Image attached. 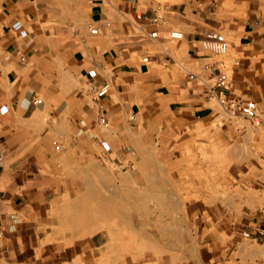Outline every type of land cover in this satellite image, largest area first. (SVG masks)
<instances>
[{
	"label": "crops",
	"instance_id": "crops-1",
	"mask_svg": "<svg viewBox=\"0 0 264 264\" xmlns=\"http://www.w3.org/2000/svg\"><path fill=\"white\" fill-rule=\"evenodd\" d=\"M175 28L182 38L170 36ZM206 38L228 40L229 52L213 55ZM249 101L260 117L239 125L241 138L260 142L264 0H0V264H142L131 240L146 238L147 216L132 214L126 184L137 167L145 173L149 130L186 154L213 128L236 124L222 109ZM180 158L156 157L172 175ZM116 164L135 169L117 182ZM171 190L159 222L177 237V181ZM255 190L257 203L244 194L188 202L199 241L181 264H264V184Z\"/></svg>",
	"mask_w": 264,
	"mask_h": 264
},
{
	"label": "rangeland",
	"instance_id": "rangeland-1",
	"mask_svg": "<svg viewBox=\"0 0 264 264\" xmlns=\"http://www.w3.org/2000/svg\"><path fill=\"white\" fill-rule=\"evenodd\" d=\"M218 106L222 108L220 104ZM222 110L227 119H234L236 124L230 122L231 124L229 123L223 132L222 128H213L207 137L208 142L194 143L186 149V154H183L173 141H158L156 134L151 132L153 128L146 135L149 142L142 144L146 157L144 159L145 173L139 174L137 167V172L133 173L126 184L127 188L129 186L132 189L130 192L126 190L127 194L130 193L132 214L137 216L138 220L141 215L147 216L146 238L131 240L135 245L134 250L137 251L135 256L141 260L142 264H175L177 262L181 264L193 257L199 240L195 237L197 229L194 230L187 219L186 205L191 200L202 199L206 195L211 196L213 202L222 200L230 204L234 203L235 199H241L243 194L252 203H257V199L260 200L255 189L264 184V128L258 135L260 142H257V135L250 132L256 141L252 142L251 136H245L250 140L249 143H244L239 125L247 122L252 116L246 114L245 109L232 106ZM249 130H252L251 127ZM129 151L131 152L130 149ZM163 152L171 156L174 154L179 157L185 156L180 158L177 174L162 173V165L158 164L156 157L162 156ZM258 154L260 159L257 157ZM116 168H118L116 169L117 182L125 181L123 173L135 169L132 165L122 167L119 164H116ZM176 181L179 186L180 230L179 236L171 237L161 232L162 224L159 221L167 212L172 200H176L175 192L171 190L172 182ZM125 198L128 199L129 196L126 195ZM260 204L264 208V200ZM127 208L121 207L123 211ZM137 225L143 224L137 223ZM123 242L124 239L117 240L118 251L124 250ZM107 258L108 256H104L103 259L106 261ZM117 258H119L118 262L124 260L125 256L123 254Z\"/></svg>",
	"mask_w": 264,
	"mask_h": 264
},
{
	"label": "built area",
	"instance_id": "built-area-1",
	"mask_svg": "<svg viewBox=\"0 0 264 264\" xmlns=\"http://www.w3.org/2000/svg\"><path fill=\"white\" fill-rule=\"evenodd\" d=\"M153 11V19L154 22H160L162 21L164 17V6L163 4H157L152 8ZM151 36L157 37L158 36V30H153L151 32ZM170 36L174 38H182L184 36V32L180 29H172L170 31ZM203 48L212 53L213 55L216 56H224L229 52V42L226 39L223 38H206L202 42ZM205 69L207 70H212L211 64H206ZM191 77L195 76V73L192 72ZM216 80H217V85L220 87H227L229 84L228 80V75L225 72L219 71L216 73ZM108 91V86H103L99 91L98 94L99 96H103L105 93ZM37 102H41V99H38ZM223 102H225L223 100ZM230 106L239 108V109H245L246 114L248 115H253L255 119L260 117V115L255 113V109L257 108L256 102L255 101H249L246 104H243L242 102H232ZM132 118H135V114L132 115ZM101 121L103 123L106 122L105 118H102ZM103 158L106 160L110 159V156L108 154H104ZM264 229V228H263ZM261 233H264V230H260ZM2 235V230L0 228V236Z\"/></svg>",
	"mask_w": 264,
	"mask_h": 264
},
{
	"label": "bare ground",
	"instance_id": "bare-ground-1",
	"mask_svg": "<svg viewBox=\"0 0 264 264\" xmlns=\"http://www.w3.org/2000/svg\"><path fill=\"white\" fill-rule=\"evenodd\" d=\"M141 190V189H140ZM152 205V204H151Z\"/></svg>",
	"mask_w": 264,
	"mask_h": 264
}]
</instances>
